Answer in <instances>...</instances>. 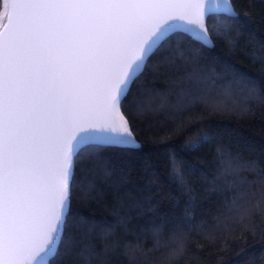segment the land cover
<instances>
[{"label": "snow or ice", "instance_id": "snow-or-ice-1", "mask_svg": "<svg viewBox=\"0 0 264 264\" xmlns=\"http://www.w3.org/2000/svg\"><path fill=\"white\" fill-rule=\"evenodd\" d=\"M0 9V21L6 22L0 32V264H55L56 257L63 264L64 256H75L77 264L103 257L106 264L118 250L136 264L140 249H122L105 218L74 211L73 202L97 203L102 195L94 183H84L96 171L91 163L102 162L111 175L107 152L144 147L136 138L137 115L129 111L140 108L133 96L137 81L150 79L161 65L194 66L204 49L215 47L211 19L240 13L232 0H0ZM236 22L224 25L223 32L211 29L215 39L231 45ZM154 57L160 59L153 63ZM183 79L190 87L178 86V97L187 102L176 106L177 129L196 122L184 114L198 104L209 114L238 112L235 102L229 105L200 87L208 79L226 97L233 85L259 96V86L229 64ZM246 113L247 108L239 112ZM217 139L204 132L183 151L197 152ZM216 154L234 174L243 169L259 177L238 185L230 211L216 217L209 242L219 237L227 247V235L238 226L255 236L261 226L255 218L264 221V170L222 146ZM170 168V180L192 192L174 155ZM174 244L161 264H175L186 254L185 238L176 237Z\"/></svg>", "mask_w": 264, "mask_h": 264}, {"label": "trees", "instance_id": "trees-1", "mask_svg": "<svg viewBox=\"0 0 264 264\" xmlns=\"http://www.w3.org/2000/svg\"><path fill=\"white\" fill-rule=\"evenodd\" d=\"M232 2L240 16L230 18L221 14L211 19L209 27L215 47L204 49L203 58L194 66L161 65L156 74L149 73L150 79L141 77L133 86V96L140 108L129 106V111L137 115L136 138L144 147L134 152H107L111 175L105 174L102 162L91 163L89 167L96 171L83 178L84 183H94L102 195L97 203L73 202L74 211L105 218L122 249H140L136 264H161L169 256L165 249L175 246L176 237L186 239L187 252L175 264H264V221L260 217L255 218L261 225L255 236L251 231L239 230L238 226L235 234L227 235V247L219 237L215 244L209 242L216 232V217L230 211L237 186L259 178L255 172L243 169L234 174L227 161L220 165L216 148L222 146L242 161H258L264 170V0ZM245 12L249 13L248 17L244 16ZM233 21L237 22L228 37L233 43L215 39L216 33L211 29L223 32L224 25ZM192 44L197 46L195 42ZM159 59L154 57L152 62ZM221 64L234 66L238 75L254 81L259 86V96L244 86L233 85L232 95L226 97L219 94L216 82L208 79L200 87L209 89L210 95L229 105L235 102L238 112L209 114L198 104L184 114L196 122L177 129L172 119L176 106L187 102L178 97V86L190 87L183 78L202 68L208 73L218 72ZM245 108L247 113L240 115ZM121 113L127 118L123 108ZM204 132L215 133L218 139L197 152L183 151L186 142ZM173 155L183 163L185 180L192 192L182 190L170 180ZM192 198L194 205L189 204ZM120 217L124 218L123 222ZM188 217L194 218L185 224ZM229 223L226 220L225 226ZM83 227L87 230L88 225ZM62 259L63 264H77L75 256ZM130 259L118 250L109 255L106 264H129ZM55 264H61V257L55 258ZM93 264H105V260L101 257Z\"/></svg>", "mask_w": 264, "mask_h": 264}, {"label": "water", "instance_id": "water-1", "mask_svg": "<svg viewBox=\"0 0 264 264\" xmlns=\"http://www.w3.org/2000/svg\"><path fill=\"white\" fill-rule=\"evenodd\" d=\"M5 21H4V23L2 24V26L0 27V32H2L3 31V28H4V26H5Z\"/></svg>", "mask_w": 264, "mask_h": 264}, {"label": "rangeland", "instance_id": "rangeland-1", "mask_svg": "<svg viewBox=\"0 0 264 264\" xmlns=\"http://www.w3.org/2000/svg\"><path fill=\"white\" fill-rule=\"evenodd\" d=\"M3 23H4V21H0V27L2 26Z\"/></svg>", "mask_w": 264, "mask_h": 264}, {"label": "bare ground", "instance_id": "bare-ground-1", "mask_svg": "<svg viewBox=\"0 0 264 264\" xmlns=\"http://www.w3.org/2000/svg\"><path fill=\"white\" fill-rule=\"evenodd\" d=\"M122 114V113H121Z\"/></svg>", "mask_w": 264, "mask_h": 264}]
</instances>
